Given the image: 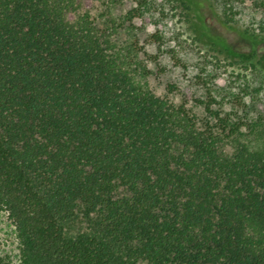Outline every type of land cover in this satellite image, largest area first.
Wrapping results in <instances>:
<instances>
[{
  "label": "trees",
  "instance_id": "16d2710c",
  "mask_svg": "<svg viewBox=\"0 0 264 264\" xmlns=\"http://www.w3.org/2000/svg\"><path fill=\"white\" fill-rule=\"evenodd\" d=\"M111 2L0 0V264H264V117L155 94Z\"/></svg>",
  "mask_w": 264,
  "mask_h": 264
},
{
  "label": "rangeland",
  "instance_id": "374dc122",
  "mask_svg": "<svg viewBox=\"0 0 264 264\" xmlns=\"http://www.w3.org/2000/svg\"><path fill=\"white\" fill-rule=\"evenodd\" d=\"M139 27L141 57L149 68L148 87L204 117V103L232 106L231 95L243 96L239 114L264 117V0H185L190 6L193 31L186 27L169 0H144ZM143 0H112L118 16ZM95 2L93 13H104ZM154 33L163 42L152 40ZM169 85L174 88L170 91ZM201 103V104H200ZM0 255L20 262L14 226L0 207Z\"/></svg>",
  "mask_w": 264,
  "mask_h": 264
}]
</instances>
